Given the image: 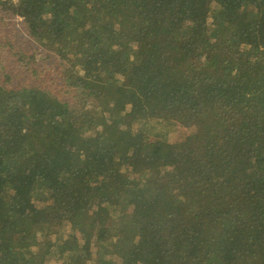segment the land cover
<instances>
[{"label":"trees","instance_id":"16d2710c","mask_svg":"<svg viewBox=\"0 0 264 264\" xmlns=\"http://www.w3.org/2000/svg\"><path fill=\"white\" fill-rule=\"evenodd\" d=\"M0 264H264V0H0Z\"/></svg>","mask_w":264,"mask_h":264},{"label":"rangeland","instance_id":"374dc122","mask_svg":"<svg viewBox=\"0 0 264 264\" xmlns=\"http://www.w3.org/2000/svg\"><path fill=\"white\" fill-rule=\"evenodd\" d=\"M18 21H20V20H19V19L13 20V23H12V24L14 25L15 29H16V27H17V29H18V30H17L18 35H21V34H20V31H19V29L21 28V25H20V23L18 24ZM17 33H16V34H17Z\"/></svg>","mask_w":264,"mask_h":264}]
</instances>
